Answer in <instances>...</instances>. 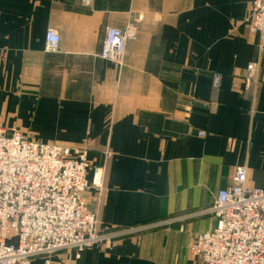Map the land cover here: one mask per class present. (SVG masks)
I'll list each match as a JSON object with an SVG mask.
<instances>
[{
  "label": "crops",
  "instance_id": "crops-1",
  "mask_svg": "<svg viewBox=\"0 0 264 264\" xmlns=\"http://www.w3.org/2000/svg\"><path fill=\"white\" fill-rule=\"evenodd\" d=\"M253 1L0 0V127L106 165L102 199L86 194L103 233L207 212L239 167L264 189V58L256 95L240 93L259 57ZM130 25L124 66L102 60L106 30ZM217 225L204 214L32 264H197L194 237Z\"/></svg>",
  "mask_w": 264,
  "mask_h": 264
},
{
  "label": "built area",
  "instance_id": "built-area-1",
  "mask_svg": "<svg viewBox=\"0 0 264 264\" xmlns=\"http://www.w3.org/2000/svg\"><path fill=\"white\" fill-rule=\"evenodd\" d=\"M91 7L94 0H82ZM250 28L259 35L256 61L242 76V96H255L260 86L264 58V0H254ZM137 38L136 28H108L100 58L120 68L125 64L127 44ZM61 36L46 33V52H59ZM221 76H213L217 95ZM205 132H199L205 137ZM105 160L112 158L109 150ZM92 170V181L88 176ZM106 165L92 167L88 150L41 143L0 127V264H32L58 253L108 248L113 242L183 222L204 214L217 219V227L194 237L189 252L197 264H264V189L247 184V168L236 170L233 184L219 192L207 212L142 227L99 231V220L86 194L95 191L98 201L105 193ZM16 240V244L9 243Z\"/></svg>",
  "mask_w": 264,
  "mask_h": 264
}]
</instances>
